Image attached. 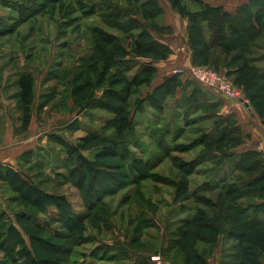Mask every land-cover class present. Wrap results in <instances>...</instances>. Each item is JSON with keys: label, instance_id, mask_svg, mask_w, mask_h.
I'll list each match as a JSON object with an SVG mask.
<instances>
[{"label": "trees", "instance_id": "trees-1", "mask_svg": "<svg viewBox=\"0 0 264 264\" xmlns=\"http://www.w3.org/2000/svg\"><path fill=\"white\" fill-rule=\"evenodd\" d=\"M169 2L174 11L188 20L192 63L209 64L215 68L224 66L226 74L233 75L235 83L243 86L245 99L264 123V65L256 64L264 58L262 53H256V50L264 49V0H249L238 6L235 12L205 0ZM8 3L19 17L28 16L29 19L52 10L59 12L64 17L65 33L73 25L78 34L84 33L79 32L83 26L91 53L80 56L74 68L73 78L80 82L75 87V95L83 98L87 89L102 86L106 93L103 99L112 98L108 109L105 107L111 116L105 121L110 129H114V135L108 137L107 142L111 156L118 158L119 162L112 164L117 166L113 167L114 170H102L95 161L88 160L78 144L56 136L66 148L64 165L68 170L72 167L70 175L82 188L87 208L84 214L75 213L64 196H55L39 188L19 169L0 163V178L6 174L10 176L15 181L11 185L18 197L32 200L37 208L29 211L31 219L43 230L41 234H28L32 241L28 244L14 224L4 220V212H0V243H4L3 249L7 244L14 246L12 252L18 253L14 256L6 252L9 261H0V264H99L95 260L79 261L76 257L77 248L98 241L93 232L84 234L83 229L86 225L97 232L112 228L114 210L105 200L123 189L128 191L122 202L132 201L139 210L130 219L125 236L132 237L127 238L130 242L126 244L133 251L145 249L157 253L158 249L141 241L145 231L155 226L154 216L158 212V205L147 195L143 184L146 180L156 183L162 178L153 171L155 165L150 158L135 154L131 146L136 145L137 116L146 113V107L161 111L166 107L168 97L173 94L176 98L181 91L183 95L176 100L181 106L177 116L184 117L190 127L205 120L211 125L201 128L200 136L190 143L192 147L200 145L203 148L199 156L187 164L189 172L186 176L178 181H168L169 185L175 186L176 204L181 203L178 199L195 200L197 207L189 216L174 222L164 260L175 264L169 254L177 249L183 257V264H210L213 250L221 241L223 247L228 240L231 244L223 250L221 264H264V154L258 149H238L246 134L235 115L222 114V100L208 98L207 92L199 86L194 85L189 93L186 92L191 82H183L181 74L165 76L162 82L153 85L159 74L156 62L173 53V49L160 40L173 32V28L163 21L165 10L160 0H12ZM17 81L20 104L26 113L25 123L29 124L35 98V76L32 72H22ZM85 101L90 102L79 103L91 107L104 105L100 100H93V96ZM199 110L203 114L196 116ZM154 115L161 118L160 113ZM194 115L196 117L190 118ZM157 123L153 121V124L148 122L146 125L151 136L157 131ZM33 152L28 149L21 155ZM206 159L214 161V166L199 168ZM195 173L206 178L193 188L189 176ZM49 202L58 208L57 218L44 212ZM40 203L44 210L39 208ZM178 209L180 213L191 210L186 204ZM40 213L62 225L53 228L49 219L45 225L37 223L32 215ZM10 236L11 241L7 242ZM111 248L110 244L101 242L95 244L88 254L91 258L109 262L126 257L125 247L117 246V252L109 255L107 251ZM100 249L104 252L98 255L100 252L96 251ZM88 254L83 256L88 257ZM136 264L156 263L145 255Z\"/></svg>", "mask_w": 264, "mask_h": 264}, {"label": "rangeland", "instance_id": "rangeland-1", "mask_svg": "<svg viewBox=\"0 0 264 264\" xmlns=\"http://www.w3.org/2000/svg\"><path fill=\"white\" fill-rule=\"evenodd\" d=\"M11 1L0 0V161L2 164L19 169L23 176L34 181L39 185V188L45 189L55 196H64L70 202L75 213L84 214L87 208L83 202L82 188L75 184L72 175H70L72 167L70 166L69 170L67 166L65 167L66 148L56 136H63L69 142L78 144L80 151L87 156L88 160L95 161V165L102 170H114L113 167L116 168L117 166H112V164L118 163L119 159L111 156L107 142L108 137L114 135V129H110L109 124L105 121L111 116L107 109L112 98L103 99L106 93H104L102 86L101 88L87 89L83 98L75 95V87L80 82L73 78L74 68L77 66L80 56L91 53V47L83 26L79 32L84 33L78 34L77 31H74V25L68 28L65 33L64 17L59 12L52 10L38 14L31 19L28 16L19 17L17 11L8 3ZM165 2L167 1L161 0L162 4ZM256 53L264 55V49H258ZM256 64L264 65V58L256 61ZM193 65L208 66L218 71H224L223 65H220L223 67L218 68L209 64ZM26 71L32 72L35 76V98L29 124L25 123L26 113L20 104V89L17 83L19 74ZM135 71L136 69L130 74ZM180 78L183 82H191V85L186 88V92L189 93V89L191 90L194 85L199 86L207 92L208 98L220 99L222 104L225 103L214 90L200 86L198 82L189 78L185 73H181ZM226 78L243 91V86L235 83L233 75L226 74ZM93 90L95 94H93ZM182 93V91L179 92L176 98L173 97V94L169 96L166 107L161 111L146 107V113L137 116L139 124L134 132L136 145L131 146L135 154L147 159L150 158L155 165L153 171L159 173L162 178L156 183L152 180H146L143 184L147 195L151 196L158 205V212L154 216L155 226L145 231L146 234H143L141 241L148 247L154 246L158 249L157 253H150L145 249L133 251V248L126 244V242H130L128 239L132 237L125 236L129 222L131 223L130 219L139 210L132 201L125 204L122 202L128 191V189H123L116 195L108 196L105 200L112 205L114 210L112 228L97 232L86 225V228L83 229L84 234L93 232L98 241L77 248L79 253L76 254V257L79 261L95 260L94 262L99 264H136L145 255H149L151 262H154L151 256L162 254L164 257L161 258L159 264H170L164 260L165 247L170 240V230L176 220L192 214L197 203L195 200L178 199L181 203L176 204L174 199L175 186L169 185L168 181L171 179L178 181L186 176V173L189 172L187 164L189 161L195 160L203 148L200 145L192 147L190 143L200 136L201 128L211 125L209 120H205L190 127L184 117L177 116L181 106L176 103V100L180 99ZM92 96L93 100L104 102L103 107H91L79 103L90 102L85 101V99ZM244 111L247 112L246 109ZM156 113H160L161 118L157 119L154 115ZM196 114V116H200L203 111L199 110ZM222 114L224 113L222 112ZM246 114L250 124L253 119L248 112ZM153 121L158 122L157 131L151 136L146 125L148 122L153 124ZM160 128L162 131L159 130ZM252 144L249 142L248 136L238 146V149H247L252 147ZM28 149H33L34 154L21 155ZM208 166H214V161L206 159L199 168ZM1 177L0 212H4V220L13 223L22 237L26 239V242L31 244L32 241L28 234L33 232L41 234L43 232L42 229L35 226L36 223L31 219L29 212L37 207L34 206L32 200H24L18 197V193L12 187L15 181L10 176L6 174ZM189 178L192 180L191 186L195 188L204 181L206 176L195 173L190 174ZM215 192L217 193V191ZM183 204H186V207L191 210L178 212V207ZM39 208L44 210L41 203ZM47 210L44 212L46 211L51 218L58 217L59 210L55 204H50ZM146 212L153 217L150 211L147 210ZM47 215L40 213L37 216H32L41 225L48 223L47 219L51 221L53 228L62 225L58 222L53 223ZM11 236L14 238L13 234ZM11 236L7 242L11 241ZM33 236L37 237L36 235ZM101 242L111 245V251H107L109 255L112 252H117V246L125 247L127 250L126 257L123 256L116 262L91 258L88 253L95 244ZM222 243L221 241V244L213 250L209 258L210 264H221L219 260L222 252L225 247L229 248L231 242L227 240L223 247ZM3 244L0 243V261H9L6 252L9 255L18 256L17 251L12 252L14 246L9 247L7 244L3 249ZM96 252H100L97 253L100 255L104 251L100 249ZM84 253L89 256H83ZM169 255L175 264L184 263L183 257L177 249Z\"/></svg>", "mask_w": 264, "mask_h": 264}, {"label": "crops", "instance_id": "crops-1", "mask_svg": "<svg viewBox=\"0 0 264 264\" xmlns=\"http://www.w3.org/2000/svg\"><path fill=\"white\" fill-rule=\"evenodd\" d=\"M166 1L167 2L162 4L160 0V3L165 10L164 21L166 25H170L173 28V32L165 35L164 37H161L160 40L164 43H167L173 49V53L168 58L156 62V66L159 69V74L154 79L153 85H157L162 82L165 76L175 74V68L193 64L191 58V50L188 45L187 20L180 13L174 11L171 8L169 0ZM205 1L212 5L223 6L227 11L235 12L238 6L247 3L249 0ZM218 97L223 99V101L225 102L222 105L221 112H223L225 115L233 113L237 122L242 126L246 137L249 136V142L253 143L252 147L249 148L261 150L264 154V123L262 122V118L251 106L250 110L245 104H241L236 100L227 99L219 95ZM244 109L247 110L248 114L253 119V122H251L250 124L249 117L247 116V112L244 111Z\"/></svg>", "mask_w": 264, "mask_h": 264}, {"label": "built area", "instance_id": "built-area-1", "mask_svg": "<svg viewBox=\"0 0 264 264\" xmlns=\"http://www.w3.org/2000/svg\"><path fill=\"white\" fill-rule=\"evenodd\" d=\"M176 73H185L189 78L198 82V84L204 88L214 90L216 94L227 99L236 100L241 104L248 102L242 89L235 86L226 78L225 71H218L208 66H195L193 64L188 66H181L175 68ZM152 261L161 263L160 255H153Z\"/></svg>", "mask_w": 264, "mask_h": 264}, {"label": "water", "instance_id": "water-1", "mask_svg": "<svg viewBox=\"0 0 264 264\" xmlns=\"http://www.w3.org/2000/svg\"><path fill=\"white\" fill-rule=\"evenodd\" d=\"M245 105L251 110V107L248 102H246Z\"/></svg>", "mask_w": 264, "mask_h": 264}]
</instances>
